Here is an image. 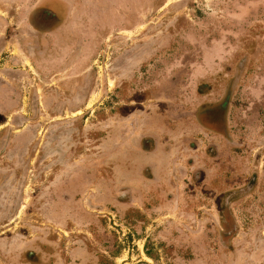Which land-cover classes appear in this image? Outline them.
<instances>
[{
    "label": "rangeland",
    "instance_id": "1",
    "mask_svg": "<svg viewBox=\"0 0 264 264\" xmlns=\"http://www.w3.org/2000/svg\"><path fill=\"white\" fill-rule=\"evenodd\" d=\"M36 1L48 2L46 28H54L26 49L28 59L11 46L13 57L0 61L9 65L0 81L14 85L0 105V264H264V217L252 215L263 207L252 196L233 203L234 236L215 231L210 242L209 233H174L158 217L142 233L112 207L108 152L112 114L163 115L175 130L229 79L238 82L239 55L264 43L255 37L264 35V0H0L9 38L13 19ZM241 92L232 102L231 187L240 184Z\"/></svg>",
    "mask_w": 264,
    "mask_h": 264
},
{
    "label": "flooded vegetation",
    "instance_id": "2",
    "mask_svg": "<svg viewBox=\"0 0 264 264\" xmlns=\"http://www.w3.org/2000/svg\"><path fill=\"white\" fill-rule=\"evenodd\" d=\"M35 13L32 11V21L45 24V19L40 14L33 15ZM257 21H264V18ZM47 29L51 31L50 28ZM255 37L264 41L262 34H256ZM39 39L42 42L40 37ZM43 40L48 42L47 37ZM258 45L249 56V51L239 55L245 60L243 69L240 67L237 74L238 82L235 77L229 79L223 84L218 99L200 103L189 115L193 120L192 125H196L192 127L194 137L190 141V154L185 151L176 154L178 150L175 149L174 157L176 155L184 162L176 160L174 166H168L170 172L175 175L172 178L167 174L161 177L164 179L158 180L149 166V152L154 148L151 135L158 137V133L166 134V124L160 117L163 115L156 117L149 113L135 116L132 110H126L123 115L112 114L111 146L108 151L111 158V182L116 183L112 207L118 212L124 211L127 224L133 229L138 227L139 231L146 233L154 226L147 221V218H152L153 222L161 219L159 224H165L164 227L173 225L174 233H189L191 237L201 232L209 233L210 242L215 231L219 239L234 236L240 232V228L236 220L239 216L234 213L233 203L250 196L263 207L260 211H253L252 215L264 217V105L263 112L256 109L258 100H264L263 96L260 97V90L264 94V66L260 65L264 53L261 55L262 44ZM247 57L253 58L252 63L257 62V65L246 66ZM252 68L257 76L255 75L254 81L248 82L247 69ZM242 89L244 92L240 93V97L243 99H239L238 107L241 135L236 145L239 149L236 170L240 184L238 187H231L229 151L231 143L235 145L230 133L234 117L232 102L234 92ZM247 90H255L256 93L246 97ZM136 117L138 118L135 119ZM123 118L125 125L118 127L119 119ZM181 120L182 118L177 119L176 132L181 126ZM203 130L208 131L207 136L202 133ZM195 134L199 135V140ZM166 149L167 147L163 148L159 165L165 159ZM214 216L217 218V227L214 225ZM206 245L210 246V243Z\"/></svg>",
    "mask_w": 264,
    "mask_h": 264
},
{
    "label": "crops",
    "instance_id": "3",
    "mask_svg": "<svg viewBox=\"0 0 264 264\" xmlns=\"http://www.w3.org/2000/svg\"><path fill=\"white\" fill-rule=\"evenodd\" d=\"M47 3L48 2H46L45 4L42 3V5H38L36 1L33 5H27V7H25V10H23V12L19 14V17H16L13 19L14 29H11V30L15 31L16 35L11 38H9L7 36V33L5 32L6 28H8L9 26L7 27V25H5V20H3L2 17L0 16V61L3 59L4 54H6L7 58L8 57L12 58L13 57L12 50H14L13 54L14 56H16L15 51L18 49H20L21 53L25 55V58L28 59L30 56L27 55L26 49L30 50L31 47L37 48V46H41L40 45L41 40L39 39V36L43 35V33L45 36H47V31H49V29H47L46 27L49 25L50 22H52V19L54 20V18L48 20L49 19L48 17L49 16L52 17L53 15L50 13L49 14L47 13V11L51 10L50 7H48ZM1 8L2 7H0V9ZM32 11L33 13L37 11V13L33 15H39L41 14V11H45V15H46L45 24H41V22L38 23L37 21H32V18H30L32 16ZM43 42L46 43L47 41L45 40ZM11 46L14 47L12 48V50L10 49ZM261 52H262L261 55H263L264 43L261 48ZM13 62L14 61L12 60L11 63L9 64L14 65L12 64ZM7 66H9L7 62H5V64L2 67L0 66V78L6 79L5 71H8ZM8 68H11V66ZM9 84L11 86L12 83H10L8 80L0 81V105L5 103V101L3 100L6 99L5 98L6 96L3 95V93L6 92ZM12 86L14 85L12 84ZM18 116L22 117L23 115L19 113ZM192 121L193 120L190 117L186 119L183 118L180 121L181 126L178 129V132L168 128L166 124L164 127L166 134L158 133L157 134L158 137L151 135V140L154 141V148L151 149V151L149 152V157H150L149 164H151L149 166L151 167V172L154 175H156L155 177L158 178V180L161 181L162 179H164L161 177H164L167 174H169L170 178H172L174 174L170 172V168H168V166H174L176 163V160L179 161L180 163L184 162L183 159H178L176 155L174 157L175 149L178 150L176 154L181 153L182 151H185V153L190 154V141L194 137V132H193L194 129L192 130V127L196 126L194 125V123L192 125ZM174 133H178V134L175 135ZM202 133L206 135L208 131L203 130ZM195 137L198 140L200 139L198 134H195ZM166 147L167 149L164 150L166 151L164 155L165 159L162 160V164L159 165L158 164L159 158L162 156L163 148L165 149ZM186 170L189 171V168L186 167Z\"/></svg>",
    "mask_w": 264,
    "mask_h": 264
}]
</instances>
